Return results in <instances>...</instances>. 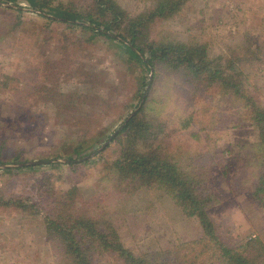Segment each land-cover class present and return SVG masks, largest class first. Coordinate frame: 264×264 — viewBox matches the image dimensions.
<instances>
[{
	"label": "rangeland",
	"instance_id": "rangeland-1",
	"mask_svg": "<svg viewBox=\"0 0 264 264\" xmlns=\"http://www.w3.org/2000/svg\"><path fill=\"white\" fill-rule=\"evenodd\" d=\"M50 1L55 5L70 0ZM115 1L129 16L154 6V0ZM17 2H0V161L6 163L0 164V197L30 199L47 209L51 198L76 186L79 203L87 208L88 202L93 214L108 217L132 250L165 251L199 238L197 223L163 195L146 190L133 197L105 192L99 178L106 163L117 156L116 145L99 151L90 164H63L77 145H90L96 134L111 131L122 121L140 74L112 46L89 40V33L80 28L38 17ZM151 33L178 40L194 37L208 46L210 57L236 55L232 53L249 45L260 48L254 61L240 67L264 107V0H188L176 16L157 21ZM161 77L167 79L155 86L154 95L165 125L176 129L173 136L179 144L170 141L171 149L185 152L191 164L204 166L198 172L216 192L218 202L209 216L220 241L230 248L254 237L264 243V201L258 205L251 198L249 173L245 177L246 161L256 153V134L249 121L242 119L233 102L207 99L174 76ZM90 113L95 115L92 121ZM189 114L192 122L180 129V121ZM16 116L33 121L32 126L26 127L24 120L15 122ZM15 158L24 165L12 164ZM40 161L47 164L28 166ZM91 260L123 264L96 250L91 251ZM0 264H59L39 218L0 206Z\"/></svg>",
	"mask_w": 264,
	"mask_h": 264
},
{
	"label": "trees",
	"instance_id": "trees-1",
	"mask_svg": "<svg viewBox=\"0 0 264 264\" xmlns=\"http://www.w3.org/2000/svg\"><path fill=\"white\" fill-rule=\"evenodd\" d=\"M17 1H22L27 10L38 17L52 23L62 22L69 28H80L89 33V40L112 46L118 56L129 67H137L140 74L122 121L110 132L107 130L108 134L106 131L96 134L90 145H77L63 158V164L71 166L80 162L78 159L88 150L94 152L117 131L102 149L117 146V156L106 163L104 174L99 178L105 192L133 197L146 190L163 195L185 218L197 223L200 237L179 242L165 251L132 250L124 245L108 217L93 214L88 202L87 208L83 207L84 203H79L76 186L51 198L47 209L22 198L0 197V206L39 218L45 234L57 250L59 264H93L91 251L94 250L107 253L123 264H264V243L258 237L249 238L234 248L220 241L209 216V209L218 202L216 192L207 186L205 176L198 172L204 166L191 164L185 160V152L171 149L170 141L179 144V139L175 142L173 136L176 129L165 125L163 114L158 111L159 101L154 95L161 80L167 79L162 75L174 76L185 86H191L194 93L201 91L207 99L218 97L238 107L242 119L249 121L256 134V153L253 152L245 165V177L249 173L247 191L258 205H262L264 107L249 88L240 67L243 62L254 61L256 52L261 49L249 45L232 53L236 55L210 57L208 46L194 37L178 40L151 33L157 21L176 16L188 0H154L150 11L135 16L127 15L115 0H70L55 5L50 0H0L1 3L18 5ZM148 73L151 77L146 76ZM202 113L201 108L199 114ZM54 114H59L58 107H55ZM190 114L183 123L180 121V129H186L192 122ZM94 116L90 113L89 121ZM19 118L16 116L15 122L24 120L26 127L32 126L33 121ZM196 123L202 125L201 129L205 128L201 122ZM101 152L81 162L90 164ZM11 163L21 164L23 161L15 158ZM0 164L6 163L0 161ZM40 165L43 163L28 166Z\"/></svg>",
	"mask_w": 264,
	"mask_h": 264
},
{
	"label": "water",
	"instance_id": "water-1",
	"mask_svg": "<svg viewBox=\"0 0 264 264\" xmlns=\"http://www.w3.org/2000/svg\"><path fill=\"white\" fill-rule=\"evenodd\" d=\"M140 105H141V104H139L138 107H140ZM116 133H117V131H116L114 134H112V135L108 138V140H106V141L104 142V144H102V146H101L98 150H95L94 152H92V153L89 154L88 156H85L84 158L80 159V161L86 160V159H88V158L94 156V155L97 154L99 151H101L103 148H105V146H106V145L112 140V138L115 136ZM41 163H47V162H31V163H29L28 165L41 164ZM21 165H24V164H20V166H21Z\"/></svg>",
	"mask_w": 264,
	"mask_h": 264
}]
</instances>
